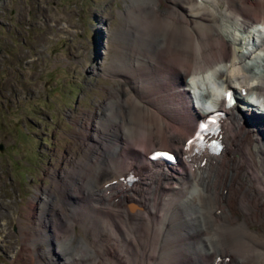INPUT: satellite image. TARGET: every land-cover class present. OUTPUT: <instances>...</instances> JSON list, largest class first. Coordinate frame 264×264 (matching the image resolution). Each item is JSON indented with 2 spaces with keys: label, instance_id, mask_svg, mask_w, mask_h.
<instances>
[{
  "label": "bare ground",
  "instance_id": "bare-ground-1",
  "mask_svg": "<svg viewBox=\"0 0 264 264\" xmlns=\"http://www.w3.org/2000/svg\"><path fill=\"white\" fill-rule=\"evenodd\" d=\"M120 16L101 70L123 86L82 120L95 137L87 155L55 169L56 186L34 196L24 249L38 264L42 253L56 264H211L218 256L230 257L221 264H264L263 110L230 109L227 150L205 165L160 169L118 188L149 152L180 151L193 135L201 113L189 77L212 83V106L226 88L250 92L254 79L264 82L255 72L264 61V0H128ZM254 33L251 48L234 46L231 38Z\"/></svg>",
  "mask_w": 264,
  "mask_h": 264
},
{
  "label": "rangeland",
  "instance_id": "rangeland-1",
  "mask_svg": "<svg viewBox=\"0 0 264 264\" xmlns=\"http://www.w3.org/2000/svg\"><path fill=\"white\" fill-rule=\"evenodd\" d=\"M127 1L0 0V264H38L24 249L21 227L35 224L27 209L56 186L55 169L87 155L95 137L82 120L123 86L101 66Z\"/></svg>",
  "mask_w": 264,
  "mask_h": 264
},
{
  "label": "snow or ice",
  "instance_id": "snow-or-ice-1",
  "mask_svg": "<svg viewBox=\"0 0 264 264\" xmlns=\"http://www.w3.org/2000/svg\"><path fill=\"white\" fill-rule=\"evenodd\" d=\"M226 98H227V101L229 102V105H230L232 103V100H233L232 93L228 92ZM201 127L202 128H206L207 124L201 125ZM188 144L192 145L193 141L192 140L188 141ZM155 155H156V157H164V158H166L168 160H172L173 159V157L171 155H169L168 153H165V152L156 153Z\"/></svg>",
  "mask_w": 264,
  "mask_h": 264
}]
</instances>
